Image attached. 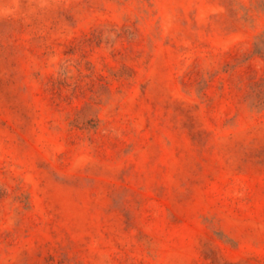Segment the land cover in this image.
<instances>
[{
	"label": "rangeland",
	"instance_id": "1",
	"mask_svg": "<svg viewBox=\"0 0 264 264\" xmlns=\"http://www.w3.org/2000/svg\"><path fill=\"white\" fill-rule=\"evenodd\" d=\"M0 264H264V0H0Z\"/></svg>",
	"mask_w": 264,
	"mask_h": 264
}]
</instances>
